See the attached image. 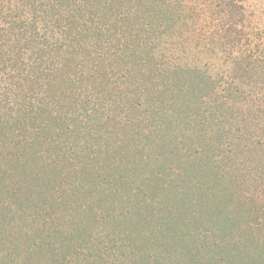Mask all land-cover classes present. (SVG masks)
<instances>
[{"label": "rangeland", "instance_id": "obj_1", "mask_svg": "<svg viewBox=\"0 0 264 264\" xmlns=\"http://www.w3.org/2000/svg\"><path fill=\"white\" fill-rule=\"evenodd\" d=\"M0 264H264V0H0Z\"/></svg>", "mask_w": 264, "mask_h": 264}, {"label": "trees", "instance_id": "obj_2", "mask_svg": "<svg viewBox=\"0 0 264 264\" xmlns=\"http://www.w3.org/2000/svg\"><path fill=\"white\" fill-rule=\"evenodd\" d=\"M240 11V10H239Z\"/></svg>", "mask_w": 264, "mask_h": 264}]
</instances>
